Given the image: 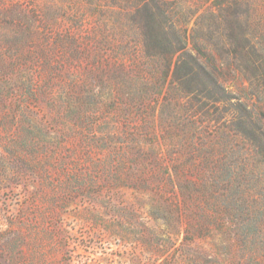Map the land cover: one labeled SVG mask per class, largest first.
<instances>
[{"label": "rangeland", "instance_id": "1", "mask_svg": "<svg viewBox=\"0 0 264 264\" xmlns=\"http://www.w3.org/2000/svg\"><path fill=\"white\" fill-rule=\"evenodd\" d=\"M0 264H264V0H0Z\"/></svg>", "mask_w": 264, "mask_h": 264}, {"label": "trees", "instance_id": "2", "mask_svg": "<svg viewBox=\"0 0 264 264\" xmlns=\"http://www.w3.org/2000/svg\"><path fill=\"white\" fill-rule=\"evenodd\" d=\"M184 67L182 68V74L183 76L180 75L181 73V67L178 66L177 72L178 74H176V80H178L180 82V85L184 88L188 87V82H190V79L193 80V78H190L188 76H186V73H184Z\"/></svg>", "mask_w": 264, "mask_h": 264}]
</instances>
